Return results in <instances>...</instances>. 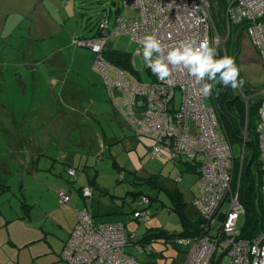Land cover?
Here are the masks:
<instances>
[{
	"label": "rangeland",
	"instance_id": "rangeland-1",
	"mask_svg": "<svg viewBox=\"0 0 264 264\" xmlns=\"http://www.w3.org/2000/svg\"><path fill=\"white\" fill-rule=\"evenodd\" d=\"M123 2L0 0V184L11 185L10 191L0 190V202L7 212L11 211L10 218L14 220L9 231L19 243L14 250L8 249L7 257L2 254L1 264H68L59 255L61 236L75 217L76 209L85 206L100 222L125 223L127 232L135 235L133 242H150L145 246L152 250L146 252L138 251L135 243L126 247V252L140 263L179 264L185 257L186 248L166 235L185 232L178 207L183 206L189 221H198L200 213L194 200L203 193L200 174L188 169L179 160L180 155L171 159L169 153L153 154V141L138 135L117 111L113 100L120 97L119 92L116 87L106 86L95 68L97 54L91 47L81 45L82 41L94 38L101 21L106 19L105 13L110 15V26L118 14L139 15L137 9L124 7ZM214 4L213 26L228 41L225 49L222 46L215 49L214 59L231 57L243 87L232 89L216 84L206 104L215 105L220 116L222 93L227 98L239 95L243 102L238 100L245 104L246 110L244 141L252 126L249 109L255 103V124L259 122L264 63L245 28L241 31V51L232 52L229 42L236 39L239 31L236 23H227L219 0H214ZM110 40L123 53H135L138 47L127 34L113 35ZM136 64L143 79L149 80L150 74L142 68L139 57ZM112 75L117 77L114 72ZM245 90L252 91V95L244 94ZM180 98L179 94L178 103ZM250 99L256 102L252 104ZM227 110L228 105L224 112ZM31 132L30 141H26ZM233 144L237 160L242 159L244 142ZM246 145L245 162L250 158ZM69 166L77 174L69 176ZM241 171L242 167L239 177ZM123 172L125 177L120 180L119 174ZM152 177L153 183L148 181ZM156 179L167 189L156 184ZM81 187H91L93 195L79 196ZM58 189L71 191L68 205L59 203ZM168 189H178L183 203L178 204ZM260 191L258 197L264 203ZM143 195H149L152 202L151 217L142 222L133 212L143 206ZM27 211L30 215L17 222L15 217ZM246 218V214L241 215L237 232H242ZM42 224L47 233L41 229ZM43 235L48 241H37ZM224 258L228 263L229 258Z\"/></svg>",
	"mask_w": 264,
	"mask_h": 264
},
{
	"label": "built area",
	"instance_id": "built-area-1",
	"mask_svg": "<svg viewBox=\"0 0 264 264\" xmlns=\"http://www.w3.org/2000/svg\"><path fill=\"white\" fill-rule=\"evenodd\" d=\"M225 1L227 23H248L246 34L264 63V0ZM123 6L137 9L139 15L118 14L110 26V15L105 13L106 19L101 21L94 38L82 41L81 45L91 47L97 54L95 68L105 85L116 87L119 92L120 97L113 100L117 111L138 135L153 141V154L169 153L171 158L180 155L179 160L192 165L200 174L203 193L194 200L201 214L200 232L175 237L186 248L181 264H264V229L253 237H244L236 230L246 208L240 200L239 184L234 185V144L221 127L217 107L206 104L211 95L201 91L209 80L205 77L197 82L187 69L169 65L170 75L161 81L149 66L145 67L143 58L146 35H154L161 42L165 58L169 51L190 41H195L196 47L207 41L214 53L219 46L225 49L227 40L213 26L212 0H124ZM118 34L129 35L138 45L131 55L130 67L115 64L106 55L115 50L110 39ZM157 56L154 52L152 59ZM137 57L150 74L147 81L137 67ZM260 94L256 132L264 195V86ZM69 173L74 176L75 170ZM119 177L123 180L124 172ZM82 194L91 197L93 189L84 187ZM71 200L70 191L59 192L61 205ZM142 204L133 216L143 222L151 217V197L143 195ZM76 212L77 223L61 251L68 264H142L126 252V247L135 243L140 252L152 250L133 242L135 235L127 232L124 223L100 222L86 206ZM224 257L229 258L228 263Z\"/></svg>",
	"mask_w": 264,
	"mask_h": 264
},
{
	"label": "trees",
	"instance_id": "trees-1",
	"mask_svg": "<svg viewBox=\"0 0 264 264\" xmlns=\"http://www.w3.org/2000/svg\"><path fill=\"white\" fill-rule=\"evenodd\" d=\"M223 1L224 2L219 0V6H220V8H222V6H223V9H225L226 1L225 0H223ZM212 2H213V6H215L214 0H212ZM214 10L215 9L213 8V11ZM220 24L222 26V23H220ZM247 25H248L247 22H242V23L236 24V30L239 31V34L236 36V39L234 41L231 40V42H229L230 47L232 48L231 50L233 53L234 52L239 53L241 51V46H242L241 31L243 28H245V31H246ZM95 35H96V33H95ZM227 42L228 41H226V43ZM225 47H226V45H225ZM106 55L111 62H113L115 64H119L120 66H123V67H130L132 54L123 53L120 50L115 48V50H112L110 52L107 51ZM145 67H147L146 64H145ZM244 93H246L248 96L252 95V91L250 93L249 90H245ZM221 98H222L221 99L222 105L220 106V109L222 110V113L219 116V112H218V117H219V121L221 123L222 129L226 132V134H227L228 138L230 139V141L232 142V144L234 142H240L241 144H243V142H244V144H243L244 147H245V143H246L248 145V146L246 145V148L250 151V158L248 156L247 162H245V158L247 155L246 149H245L244 157L242 159L239 157V159L237 160V157L235 156V159H234V176H235L234 185L236 182L235 187H237V183L239 181V184H240L239 185L240 200L242 201V203L245 205V208H246L245 214L247 215V218H246L245 226L241 232L242 236L253 237L254 235H257L261 230L264 229V203H263V200L261 198L259 199V197H258L259 191L261 190L262 170H261V167L259 164V144H258V135L256 132L258 122L255 124V120H256L255 115L257 114V111H256L257 103H255L256 100H254V99L251 101V99H252V97H251L250 102L252 104L255 103L254 105L251 106V109H249V123H251L252 126H251V129H249L248 138L245 140L246 137H244V141H243L242 132L244 130L243 129L244 124L246 123L245 104H243V103L241 104L239 102L238 99H240L241 102H243L239 95H238V97L227 98V97H225L224 93H222ZM223 98H224V100H223ZM259 100H260V98H259ZM261 100H262V98H261ZM260 103H261V101H260ZM260 103H259V106H260ZM227 105H228V110H227V112H224V108ZM259 106H258V121H259ZM217 110H218V108H217ZM254 159L256 160V163L254 162ZM241 167H242L241 177H239L238 173H239V170ZM256 167H257V170H256ZM71 169L75 170V174H77V170L75 168H73L72 166H69L68 171H67L69 176H72L69 173V170H71ZM188 169L193 170L194 168L192 165H189ZM154 176H157V175H154ZM148 181L153 183L154 178L152 177ZM157 183L159 184L160 182H158V180L156 179V184ZM159 185L161 187H164L165 189H167L165 184H159ZM83 188L84 187L81 188L82 193H83ZM8 189H10L9 184H3V183L0 184V190L6 191ZM168 192L174 197V199L176 200V202L178 204L183 203V198H182L183 195L178 189H175L174 191L173 190L170 191L168 189ZM151 202H152V200H151ZM23 203H24L23 209H25V206H27V204L25 201ZM178 209H180V211H181V215H182L184 226H185V232H183L181 234H173V235H166V236H169L171 238H175L177 236L198 234L200 232L201 218H200L199 223L191 222L186 218L183 206H182V208L178 207ZM139 240L142 241L143 239L139 238ZM142 243H143L142 245H146V244H149L150 242L148 240H144ZM177 244H178V242H177ZM179 264H181V263H179Z\"/></svg>",
	"mask_w": 264,
	"mask_h": 264
},
{
	"label": "clouds",
	"instance_id": "clouds-1",
	"mask_svg": "<svg viewBox=\"0 0 264 264\" xmlns=\"http://www.w3.org/2000/svg\"><path fill=\"white\" fill-rule=\"evenodd\" d=\"M97 51L99 49H96ZM161 42L154 35H146L143 39V58L147 66L161 81H165L170 75L169 65L176 68L188 70L189 75L195 76L197 82L204 79L212 83L205 84L202 93L206 96L212 94L216 84L230 86L232 89L243 87V80L238 81L239 70L231 57L214 59V50L209 47L207 41H202L198 47L195 41L182 43L179 48L173 49L167 53L166 58L163 55ZM158 56L152 59L153 53ZM219 73V77H217Z\"/></svg>",
	"mask_w": 264,
	"mask_h": 264
},
{
	"label": "crops",
	"instance_id": "crops-1",
	"mask_svg": "<svg viewBox=\"0 0 264 264\" xmlns=\"http://www.w3.org/2000/svg\"><path fill=\"white\" fill-rule=\"evenodd\" d=\"M256 51H257V49H256ZM258 52V51H257ZM258 55H259V53H258ZM259 60H261L260 59V55H259ZM25 119V118H24ZM23 125H24V123H22ZM23 128V126L20 128V129H22ZM29 129V128H28ZM27 132V131H26ZM25 134V133H24ZM30 134H32V132L31 133H29L28 135H27V138H26V141H30L29 140V137H30ZM23 136V135H22ZM244 151H245V147H243V154H244ZM172 159V158H171ZM173 159H175V157L173 158ZM187 165V164H186ZM189 166V165H188ZM194 168V167H193ZM195 169V168H194ZM69 175V174H68ZM3 184H8V183H3ZM11 186V185H10ZM82 188V187H81ZM75 189V188H74ZM62 189H58V194H59V192L61 191ZM70 190V189H69ZM2 191V190H1ZM6 191H10V189H8V190H6ZM82 190L80 189V190H78V195L80 196L81 195V197H83L82 195V192H81ZM71 192V191H70ZM0 197H1V195H0ZM66 205H68V204H66ZM66 205H63V206H66ZM25 210V209H24ZM77 210V209H76ZM136 210V209H135ZM134 210V211H135ZM197 210H198V208H197ZM200 213V212H199ZM76 215H75V217L73 218V220H72V222L70 223V225L68 226V228L64 231V233L62 234V240H61V242H62V246H61V249H60V252H59V255L61 254V251H62V249H63V246H64V244H65V242L67 241V239L69 238V236H70V234H71V231H72V229L74 228V226L76 225V223H77V220H78V218H77V212L75 213ZM94 214V213H93ZM30 215V211H27V214H24V215H22V216H18V217H15L16 218V220H17V222H20V219H26V217L27 216H29ZM95 215V214H94ZM12 216V214H11V211H6L3 207H2V205H1V202H0V264H1V261H2V254H4V256L5 257H7L8 256V249H15L16 247H17V245H19V243L17 242V240H16V238L14 237V235L9 231V227H10V222H12L13 220H14V218L12 217V218H10ZM96 216V215H95ZM200 218H201V214H200V217H199V219H198V221L196 222V223H199V221H200ZM123 223V222H122ZM20 224V223H19ZM125 224V223H124ZM60 225L62 226V227H64L63 226V224L62 223H60ZM126 225V224H125ZM41 229L42 230H44L45 232H46V230H45V228H44V226H43V224L41 225ZM50 232H53V230H51ZM47 233V232H46ZM44 240H47L48 241V237H46V235H43V236H41V237H37V241H42V242H44ZM33 241H36V240H33ZM28 242L29 241H27L26 242V244H28ZM50 243V242H49ZM40 253H42V252H40Z\"/></svg>",
	"mask_w": 264,
	"mask_h": 264
},
{
	"label": "water",
	"instance_id": "water-1",
	"mask_svg": "<svg viewBox=\"0 0 264 264\" xmlns=\"http://www.w3.org/2000/svg\"><path fill=\"white\" fill-rule=\"evenodd\" d=\"M112 45H113V43H112Z\"/></svg>",
	"mask_w": 264,
	"mask_h": 264
}]
</instances>
